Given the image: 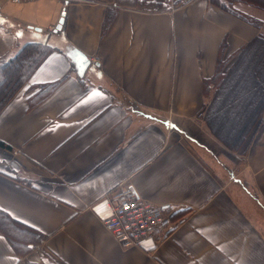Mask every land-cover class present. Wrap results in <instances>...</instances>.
<instances>
[{
  "label": "crops",
  "instance_id": "0c3cea01",
  "mask_svg": "<svg viewBox=\"0 0 264 264\" xmlns=\"http://www.w3.org/2000/svg\"><path fill=\"white\" fill-rule=\"evenodd\" d=\"M174 1L0 0V60L52 47L0 109V211L41 237L18 252L0 232V264H264V118L233 145L204 119L217 61L264 43V0H228L245 19ZM125 191L171 208L152 252L89 210Z\"/></svg>",
  "mask_w": 264,
  "mask_h": 264
},
{
  "label": "trees",
  "instance_id": "16d2710c",
  "mask_svg": "<svg viewBox=\"0 0 264 264\" xmlns=\"http://www.w3.org/2000/svg\"><path fill=\"white\" fill-rule=\"evenodd\" d=\"M182 1L184 0H177L174 2L177 4ZM210 1L216 3L223 9L227 10L228 12H231L241 18H244L243 15L237 14L236 11L233 10L232 8L230 7L228 8V6L222 5L219 0H210ZM254 1L256 2L257 0H252V2ZM248 49L250 50V55L252 56L256 55V59L254 62L256 66L255 68L252 69L251 67L252 65L246 67V65L243 63L239 68V73L241 72L245 73V75H247L248 78H246L245 80L244 78L240 77L237 85V89H235L236 91L235 92L231 91L230 93L229 90H226L224 83L227 80L228 76L233 71V69L235 68V66L234 67L232 66V70H230V72L222 73V68L225 66V61L222 65H220V59H219L217 61L216 72L214 74V80L216 79L215 81H217V86H216L217 89L216 92L214 91L213 93V95L219 94V98H220V95L227 96L229 92L230 95H229L228 103H232L233 113L236 114V116L245 115L246 112L252 110L251 120L249 121V124L246 126V129H244L245 131L247 129L254 127V125L256 124L255 118L258 116L259 111L263 109V105H264L263 99L260 100V102L257 105V101H259V99L255 97L256 88L255 86L251 85V83L255 79L254 77L257 76H260V79L264 83V58L262 57V51L264 50V43H260L258 40H256L251 44V46L248 47ZM51 50L52 47L46 43L29 42L21 46L12 57L4 60H0V86L3 85V91H4L3 96L0 97V109L15 94V92H17V90L28 80L32 72L37 68V66L42 62V60L47 56V54ZM244 50H245L244 47H242L239 50L240 51L239 56L236 60L237 65L239 64L238 62L240 61L241 55L245 53ZM239 73L238 75L240 76L241 74ZM238 75L237 77H239ZM234 81H236V79H234ZM246 85L249 87L248 92L245 91L242 94V92L244 91V87ZM52 87L53 85L50 84L40 87V89L31 96L30 104L33 105L40 102L46 96V94H48V92L51 90ZM262 89L264 90V85H262ZM220 91H223L222 94H220ZM206 92L208 91L205 90V93ZM235 93H237V95L240 94V96L235 97L234 96ZM249 93L255 99L253 103L251 102V99L249 100L248 98ZM256 94L259 95L258 92ZM216 96L213 97L217 98ZM218 105L213 104L211 101L207 106V110L205 112L204 119L206 120L207 126L211 130H213L210 123L211 113L212 110L217 108ZM245 131L241 133L240 138L238 140L241 139ZM236 138L237 136H235V138L233 136L232 137L233 142L230 140L229 144L230 145L235 144ZM0 149H8V147L0 142ZM0 232L5 236V238L10 243V245L18 252H22L30 248L31 246L33 247L41 238L40 235L37 234L35 231L22 224L15 222L1 211H0Z\"/></svg>",
  "mask_w": 264,
  "mask_h": 264
},
{
  "label": "built area",
  "instance_id": "2783aa9c",
  "mask_svg": "<svg viewBox=\"0 0 264 264\" xmlns=\"http://www.w3.org/2000/svg\"><path fill=\"white\" fill-rule=\"evenodd\" d=\"M25 3L37 0H6ZM113 239L123 248L135 247L149 253L157 248L161 229L171 213L168 206H154L130 191L105 197L89 207Z\"/></svg>",
  "mask_w": 264,
  "mask_h": 264
},
{
  "label": "rangeland",
  "instance_id": "374dc122",
  "mask_svg": "<svg viewBox=\"0 0 264 264\" xmlns=\"http://www.w3.org/2000/svg\"><path fill=\"white\" fill-rule=\"evenodd\" d=\"M221 2L222 5H226L228 6V8H232L233 7V3L230 4L228 3V0H219ZM228 1V2H227ZM218 3V2H217ZM219 4V3H218ZM233 9V8H232ZM235 10V9H233ZM236 13L239 15H242L243 13L239 12L236 10ZM255 59H256V55H250V50H246V52L244 54L241 55L240 57V61L238 62L239 64L237 65L235 62V59H230L233 60V62L231 63V65L235 68L233 69V71L231 72V74L228 76L227 80L224 83V86L226 87V90H229V92H235L237 89V85L239 82V78L242 77L246 80L247 75H245V73H239V68L240 66L244 63L246 65V67L251 66L252 69L255 68ZM230 62V61H229ZM228 61H225V65H229ZM224 62L222 60H220V65H222ZM254 63V64H253ZM259 67V66H258ZM241 74L240 76L238 75ZM237 75L239 77H237ZM254 81L251 83L252 86H255V97H257L259 99V101H257V105L260 102V100H264V90L262 89V85H264L263 81L260 79V76L254 77ZM234 79H236V81H234ZM243 79V80H244ZM244 84V83H243ZM230 88V89H229ZM248 86L246 85L244 87V91L242 92V94L247 91L248 92ZM222 90V89H221ZM3 85L0 86V97L3 96ZM223 91H220V94H222ZM228 92L227 96L224 95H220V98L217 101V108L212 110L211 113V117H210V123H211V127L213 128L214 132L220 136L226 144H229V141H232V137L237 136L236 141H238V139L240 138V135L243 131H245L244 129H246V126L249 124V121L251 120V116H252V110L249 112H246L245 115H240V116H236V114L233 113V105L232 103H228L229 101V95L230 93ZM259 93V95H257L256 93ZM235 97L240 96L237 95V93H235L234 95ZM248 98L249 100L251 99V102L253 103V101L255 100L252 95H250V93L248 94ZM251 108V107H250ZM257 116V115H256ZM264 118V105H263V109H261L258 113V119L259 118ZM239 120V121H238ZM257 123V121H256ZM256 126V124L254 125ZM255 128V127H254ZM235 140V139H234ZM233 142V141H232ZM230 145V144H229ZM94 204V203H93Z\"/></svg>",
  "mask_w": 264,
  "mask_h": 264
},
{
  "label": "water",
  "instance_id": "95a60500",
  "mask_svg": "<svg viewBox=\"0 0 264 264\" xmlns=\"http://www.w3.org/2000/svg\"><path fill=\"white\" fill-rule=\"evenodd\" d=\"M62 22H63V19L61 17L58 20V23L55 27V30H59L61 28ZM67 55L74 64V69H75L76 75L81 78L83 76L85 70L89 66V61H88L87 57H85L83 54H81L80 52H78L77 50H74V49L68 50Z\"/></svg>",
  "mask_w": 264,
  "mask_h": 264
}]
</instances>
